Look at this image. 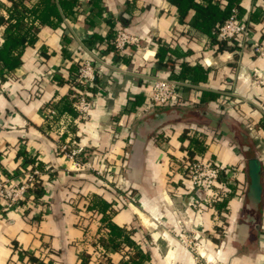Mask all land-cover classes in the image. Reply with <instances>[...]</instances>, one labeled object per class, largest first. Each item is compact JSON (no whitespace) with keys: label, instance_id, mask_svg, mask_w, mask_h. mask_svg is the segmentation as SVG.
<instances>
[{"label":"crops","instance_id":"0c3cea01","mask_svg":"<svg viewBox=\"0 0 264 264\" xmlns=\"http://www.w3.org/2000/svg\"><path fill=\"white\" fill-rule=\"evenodd\" d=\"M24 2L33 8L41 0ZM11 4L0 0V17H9ZM239 5L254 18L243 51L238 38L223 47L196 29L194 9L181 20L169 0H78L61 20L50 17L51 25L28 16L35 42L13 70L0 64V177L37 168L45 190L25 213L12 209L0 217V264H83L88 255L87 264H95L90 240L110 236L103 211L135 243L108 250L114 264L137 247L149 255L143 264H194L179 239L182 228L195 229L202 252L219 264H264V56L253 51L264 40V0ZM118 25L142 37L145 55L115 51ZM5 31L0 25V47ZM89 58L100 64L90 88L93 108L74 124L72 84ZM157 77L180 81L179 96L147 110ZM51 107L60 112L54 120L47 117ZM72 139L85 148V159L111 169L110 184L75 170L60 153L58 142ZM194 147L236 167L226 200L216 204L223 224L212 208L189 203L177 168ZM124 191L138 202L127 206Z\"/></svg>","mask_w":264,"mask_h":264},{"label":"built area","instance_id":"2783aa9c","mask_svg":"<svg viewBox=\"0 0 264 264\" xmlns=\"http://www.w3.org/2000/svg\"><path fill=\"white\" fill-rule=\"evenodd\" d=\"M253 32L251 15L246 13L240 16L239 12L233 8L232 14L217 29V37L220 41H231L238 38L240 51H243L248 40L253 39ZM111 43L115 51L120 54L144 52L143 55H145L148 48L143 43L142 37L128 31L121 25L114 28ZM253 51L258 56H264V40L255 41ZM98 63L93 58L86 59L79 66L74 77L73 93L71 94L72 97H75L74 108L77 113L74 124L86 120L93 108L90 88L96 82L98 67L100 66ZM257 72L255 71L256 75ZM181 84L180 81L170 77L155 78L148 92L147 110L174 104L178 99ZM59 115L60 112L57 108L47 109L48 119L54 120ZM66 128L60 130L58 134L63 135L64 130L69 132ZM196 136L201 138L202 134L198 132ZM58 149L72 162L75 170L91 172L103 184H110L113 181L111 169H108V167L103 170L98 169L91 161L85 159L86 150L77 140L58 142ZM235 168V166L225 167L218 160L204 155L194 154L191 156V154H188L185 160L178 165L177 171L181 175L186 193H189L190 205L196 210H200L203 204L212 208L215 210V218L218 223L223 224L224 211L220 212L216 208V204L226 200L227 194L230 192L229 180L233 178ZM40 180L41 172L37 168L21 169L18 173L8 170L4 176L0 177V217H3L6 212L12 209L22 210L25 213L26 208L31 207L37 200L33 191ZM120 197L127 206L135 204L139 200L132 191L121 192ZM99 224L97 225L99 226ZM178 235L183 246L188 248L193 255L194 264H219L214 259L207 258L206 254L202 252V243L195 229L188 231L182 228ZM102 236L104 234L100 233L97 238L89 242L93 246L91 261L95 264H107L109 258L108 251L100 241ZM219 251L220 249H218ZM23 261V264H34L29 259Z\"/></svg>","mask_w":264,"mask_h":264},{"label":"trees","instance_id":"16d2710c","mask_svg":"<svg viewBox=\"0 0 264 264\" xmlns=\"http://www.w3.org/2000/svg\"><path fill=\"white\" fill-rule=\"evenodd\" d=\"M12 2L11 6L8 8L9 17L6 19L0 17V25H6L5 39L0 47V64H2L3 69L7 71L13 70L21 62V54L23 49L27 44H33L36 40V30L35 27L27 21L28 16H35L40 19L42 23H47L49 25L53 24L50 21V17L55 16L58 20L62 19V12H67L68 9L72 8L74 5H78V0H41V2L33 8L27 7L25 0H10ZM178 10L181 20H184L190 9H194L195 20L194 27L204 33L209 34L213 42L221 44L223 47L227 44V41H220L217 37V29L219 26L232 14L233 8L239 12L241 16V7L239 5L240 0H225L227 4L224 6L221 0H169ZM74 6V7H75ZM73 7V8H74ZM252 19H254L252 17ZM198 70V67L194 68ZM175 75H172V77ZM182 77H178L181 79ZM91 90V89H90ZM73 107L75 103V97H72ZM71 104V103H70ZM75 112V108L73 109ZM193 142L200 148L201 151L205 150V146L202 142L198 140H193ZM194 150L190 151L191 156L195 153ZM45 190L42 181L37 183L34 189L35 197L40 198ZM104 205L107 206L108 203L104 201ZM224 206V204H220ZM103 217L101 219L107 220V227L110 229V236L101 237V243L104 248L108 250H116L120 247L121 243L124 241L126 243L133 244L134 241L130 237V232L120 227L113 222L109 214H105L103 211ZM135 245V243H134ZM148 253L144 252L141 248H136L133 255L119 264H143L148 258ZM90 255L84 256L83 264H87ZM107 264H114L108 258Z\"/></svg>","mask_w":264,"mask_h":264},{"label":"rangeland","instance_id":"374dc122","mask_svg":"<svg viewBox=\"0 0 264 264\" xmlns=\"http://www.w3.org/2000/svg\"><path fill=\"white\" fill-rule=\"evenodd\" d=\"M186 230H188V231H190V229L189 228H185Z\"/></svg>","mask_w":264,"mask_h":264}]
</instances>
